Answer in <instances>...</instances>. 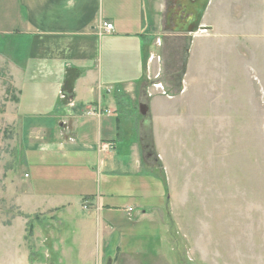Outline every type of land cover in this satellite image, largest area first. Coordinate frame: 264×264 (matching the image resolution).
<instances>
[{"label":"crops","instance_id":"crops-1","mask_svg":"<svg viewBox=\"0 0 264 264\" xmlns=\"http://www.w3.org/2000/svg\"><path fill=\"white\" fill-rule=\"evenodd\" d=\"M165 1L170 0H14V15L0 14L5 25L0 30V69L14 93L3 103L0 119L13 131L9 142L18 158L4 179L11 184L6 185L11 204L25 215L65 214L77 207L97 218L96 223L101 213L106 217L115 210L125 212L129 221L151 217L156 212L149 201L155 209L156 195L154 190L150 194L147 178L163 187L158 194L165 201L164 211L157 213L162 219L171 190L152 152L158 147L166 166L167 150L161 151L158 140H179L187 134L182 132L184 118L167 113L169 105L161 96L155 95L152 103L143 97L147 70H160L158 54L167 59L175 49L166 39L186 35L164 24ZM106 24L112 25L111 31L105 30ZM180 46L178 72L167 73L179 85L192 71L187 68V45ZM141 104L147 106L148 119L142 125ZM172 108L181 109L182 104ZM140 126L146 128L143 137ZM133 132L137 139H128ZM120 141H126L124 152H117ZM138 175L147 191L133 189L132 179ZM137 206L144 210L136 212ZM103 219L105 228L94 231L102 243L96 264H125L118 260L120 253L126 258L130 253L120 251L125 230Z\"/></svg>","mask_w":264,"mask_h":264},{"label":"rangeland","instance_id":"rangeland-1","mask_svg":"<svg viewBox=\"0 0 264 264\" xmlns=\"http://www.w3.org/2000/svg\"><path fill=\"white\" fill-rule=\"evenodd\" d=\"M3 11L13 16L14 0H0V14ZM205 14L201 25L212 31L166 39L175 49L167 59L158 54L160 70L153 66L146 74L144 100L161 96L169 105L167 113L184 118L182 132L187 131L179 140H158L161 151L167 150L166 166L159 148L152 152L171 190L162 219L157 213L164 211L165 201L158 194L163 187L147 178L150 194L154 190L156 195L155 209L149 201L156 212L151 217L129 221L125 212L115 210L106 217L101 213L96 223L97 218L77 207L65 214L25 215L7 196L6 185L11 184L4 172L18 158L9 142L13 131L0 119V264H96L102 243L94 231L105 228L103 218L125 230L120 251L130 253L127 258L120 253L118 259L125 264H264V0H210ZM4 26L0 24V30ZM183 42L187 68L192 71L179 85L167 73H174L182 60ZM13 97L0 69V118L3 103ZM179 104L181 109L172 108ZM156 113L164 115L163 111ZM135 116L140 115L136 112ZM140 119L141 125L148 122L147 116ZM145 132L140 126L139 135ZM133 133L128 139H137ZM125 148L126 141H120L117 152ZM144 184L140 175L132 179L138 192L147 191ZM142 210L136 207V212Z\"/></svg>","mask_w":264,"mask_h":264},{"label":"water","instance_id":"water-1","mask_svg":"<svg viewBox=\"0 0 264 264\" xmlns=\"http://www.w3.org/2000/svg\"><path fill=\"white\" fill-rule=\"evenodd\" d=\"M197 2H191V0H185V7L188 8L187 12H190L189 9H193L191 16L187 18V26L181 29H174L175 32H182L186 34H195L197 32H205L210 30L209 27L201 25L202 18L204 16L205 10L209 4V0H196ZM147 113V106L141 104L139 106V114L145 116Z\"/></svg>","mask_w":264,"mask_h":264},{"label":"flooded vegetation","instance_id":"flooded-vegetation-1","mask_svg":"<svg viewBox=\"0 0 264 264\" xmlns=\"http://www.w3.org/2000/svg\"><path fill=\"white\" fill-rule=\"evenodd\" d=\"M168 2L165 1L164 3V24L171 29L186 27L187 23L184 20H187V18L192 15L193 9H189L190 12H187L188 8L185 7V0H170ZM191 2L197 1L191 0Z\"/></svg>","mask_w":264,"mask_h":264},{"label":"built area","instance_id":"built-area-1","mask_svg":"<svg viewBox=\"0 0 264 264\" xmlns=\"http://www.w3.org/2000/svg\"><path fill=\"white\" fill-rule=\"evenodd\" d=\"M105 30H107V31H111V30H112V25H111V24H106V25H105ZM152 59H153V57L151 56V57L149 58V60H152ZM154 88H156V86H154ZM157 88H160L159 90L162 89L160 85H159ZM131 211H132V209L129 208V209H128V212H131Z\"/></svg>","mask_w":264,"mask_h":264}]
</instances>
